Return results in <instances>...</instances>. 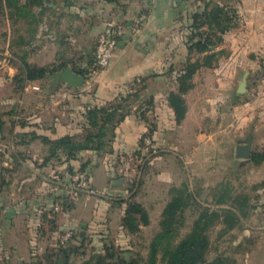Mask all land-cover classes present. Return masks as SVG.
<instances>
[{
	"label": "rangeland",
	"instance_id": "rangeland-1",
	"mask_svg": "<svg viewBox=\"0 0 264 264\" xmlns=\"http://www.w3.org/2000/svg\"><path fill=\"white\" fill-rule=\"evenodd\" d=\"M135 4L134 9L131 8ZM153 6L169 12L172 19L165 27L170 35L166 30L154 33L152 42L165 47L176 45L177 57H171L173 64L159 74L148 73L134 77L135 83L133 79L124 83L111 100L99 104L83 102L79 107H72L67 98L60 95L66 90L65 86L50 84L46 75L52 72L32 81L13 78L12 65L17 71L25 62L59 70L69 62L81 70L88 81L84 93H93L107 68L95 63L97 39L101 35L113 37L115 50L119 41L134 35L132 28L144 21ZM204 9L211 15L221 9L219 21L227 28L220 30L221 26L211 19L204 29L215 43L213 51L189 53L186 43L192 16L201 14ZM27 11L26 8L21 12L17 10L16 20L11 17L10 22L5 14L0 16V123L3 130L0 137V264H56L59 258L61 264H80L109 254L126 261L132 258L141 264H151L150 245L163 231L164 210L184 189L192 192L194 199H189L174 217L172 246L191 231L200 213L208 209L216 211L218 217L204 231L208 239L206 262L219 259L222 264H264V159L258 163L251 158L243 162L235 155L237 144L243 143L249 132L252 152L264 153V0H166L165 3L163 0H122L120 5L113 6L110 25L90 43L93 47L90 61L84 59L86 52L83 51L89 46L86 36L91 21L86 15L81 18L78 38L81 50L78 52H73L76 46L72 45L53 51L51 43L45 44L50 52H34L30 50L32 47L26 52L12 51V34L25 28L29 18ZM207 53L215 54L211 66L201 65ZM187 56L190 62L201 66L192 75L191 87L181 93L185 112L177 120L168 94L180 93L178 77ZM29 57L32 60L29 61ZM232 64H235L233 80L217 88L214 85L217 77ZM217 66L225 69L216 74ZM244 73L246 90L238 93ZM196 75L198 88L186 98L195 85ZM141 77H145L144 80ZM84 85L85 82L76 89ZM217 90L221 94H216ZM154 92L161 93L163 104L166 99L176 124L174 129L160 130L157 135L159 115L154 111ZM125 97L126 100L121 101ZM118 102L124 112L129 111L126 116L134 114L147 123V130L140 134L131 151L113 146L115 129L120 122L115 125L113 134L109 131L104 138L102 150H83L91 154L81 156L83 151H80L76 158L69 160L60 151L50 156L48 145L40 137L31 140L29 134L18 135L34 132L54 139L37 131H51L55 123H61L71 134L81 135L86 125L87 107ZM188 107H192L193 112L198 110L203 119L201 123L195 120L184 132L177 125L184 119ZM165 120L168 122L167 116ZM198 132L203 133V138L201 148L195 151ZM61 164L64 168L59 170ZM106 171L121 181L106 188ZM76 175L86 177L85 186L74 179ZM24 177L31 179L25 184L20 182ZM12 179L15 183L19 181L16 196H12ZM25 192H31L39 204L41 195H44L42 199L47 197V201L32 213L19 210L12 203V197L22 201L20 197ZM129 202L139 204L147 219L144 223L140 213L135 212L138 229L134 232L122 223ZM228 211L235 218L228 219ZM61 225L66 228L61 229ZM70 225L73 227L69 228ZM162 254L159 247L156 264L162 263Z\"/></svg>",
	"mask_w": 264,
	"mask_h": 264
},
{
	"label": "crops",
	"instance_id": "crops-1",
	"mask_svg": "<svg viewBox=\"0 0 264 264\" xmlns=\"http://www.w3.org/2000/svg\"><path fill=\"white\" fill-rule=\"evenodd\" d=\"M163 2L165 3L166 0H163ZM136 5L137 4L133 5L131 8L134 9ZM113 6L114 4L105 2L104 0H29V5L27 6L29 18L27 20H32L33 23L29 25V22L26 21L24 25L25 28L20 33L15 31L14 34H12V51L17 53L26 52L30 49V47H32L30 50L44 53L45 51L50 52L51 49L53 51H59L64 49V46L66 45H72L76 46L73 48V52H78L81 50L78 39L80 37L81 18L86 15L91 22L87 28L86 36V41L89 46L87 45L84 47L83 51L86 52V58H83L90 61L89 55L93 52V47L90 43H92V40L97 37L102 30H105L107 26L110 25ZM3 14H5L6 18L8 17L7 20L10 22L11 18L8 16V10L4 5L2 6L0 16H3ZM16 16L17 13L12 9V20H16ZM145 17L146 18L143 22L136 24V26L132 28L134 35L130 36L128 40L123 39L118 42L109 64L107 65L102 78L98 80L93 93L88 95L84 93L86 90L85 86L88 84V81H85L84 87H81L79 90L67 89V87H65L66 90L60 93V95L67 98L68 103L72 107H79L83 102L99 104L109 101L118 94L124 83L130 81L134 77L148 73L159 74L173 64L171 57L175 58L178 54L176 45L169 44L165 47L164 45H157L152 42V36L154 33H160V31H165L167 29L165 27H168L172 19L170 13L162 8L157 9L153 6L151 10H148V14ZM66 21L69 23L65 24ZM65 28L66 31H64ZM165 32H167L168 36L170 35L168 30ZM46 43H51L53 47H51V49L46 48ZM28 60H32L31 57H29ZM66 65L74 67L69 62ZM223 69L225 68L217 66L215 68L216 74ZM234 71L235 64L229 65L225 71H222V75L217 77L214 85L217 88H222L221 83H226L227 80H233ZM17 72V68L12 65V76L16 75ZM201 72L203 73L204 71L202 70ZM207 74H209V72ZM196 78L197 75L194 79L195 85L190 93L186 94V98L191 96L193 90H197L198 87L196 85ZM29 86L28 88H31ZM29 92H31V89ZM217 93L221 94L218 90L216 91V94ZM162 101L163 99L161 98V93L154 92V111H156L159 115V127L158 131H155V135L160 133V130L165 131L166 129L167 131V129L171 130L176 127L172 111L166 105V99H164V104ZM187 102H189V100H187ZM193 111L192 107H188L184 119L177 125L180 129H183L184 132H187L188 125H192L195 120L201 123L203 119V115H200L198 110L195 112ZM166 116L168 117V122L165 123L164 121H166ZM215 122H217V119ZM66 130L67 128H65L61 123H55L51 128V131L41 129V131L37 132L57 138L68 134L69 132ZM146 130V122L138 119L134 116V114L126 116L115 129V138L112 141L114 148H122L126 149V151L133 150L137 145V140L140 134ZM61 131L64 132L59 133ZM198 133L196 141L199 140V143L195 146V151L201 148V139L203 138V133ZM31 144H33V142H31L30 145ZM90 154L91 151H83L80 155L89 156ZM64 164H61L58 167L59 170L64 168ZM71 164H74V160L71 161ZM104 176L106 188L108 185L113 186L115 183L121 181L120 178H116L110 171L104 172ZM28 179H31V177H24V179L20 180V182H25L26 184V180ZM14 180L12 179V196H16L15 194H18L16 193V189L19 187V181L15 183ZM3 192L4 190L1 191V193ZM43 196L44 195H41L39 197L42 201V205L43 202L47 201V197L42 199ZM15 198L17 197H12V203L15 204V208L19 210L32 213L37 211L39 208H42L41 204H39L38 200L32 196L31 192H25L21 195L20 198H23L22 201ZM72 227V225L69 226V228ZM64 228L66 227L61 225V229Z\"/></svg>",
	"mask_w": 264,
	"mask_h": 264
},
{
	"label": "trees",
	"instance_id": "trees-1",
	"mask_svg": "<svg viewBox=\"0 0 264 264\" xmlns=\"http://www.w3.org/2000/svg\"><path fill=\"white\" fill-rule=\"evenodd\" d=\"M105 2L120 5L122 0H104ZM208 4V3H207ZM5 6L8 10V16L12 17V9L14 12L19 10L24 11L29 5V0H24L19 3V0H0V12L2 6ZM28 10V9H27ZM221 9H216L215 13L211 15V12L205 9L200 13H195L192 16L193 23L190 26V37L186 43V47L189 53L193 51L197 53H206L213 51L212 47L215 45L211 41L209 33L205 31L204 26L209 25L211 19L215 21L217 26H221L220 30H225L227 25H221L219 21L220 16L218 12ZM200 17V18H199ZM214 53H207L203 57L201 65L211 66L212 57ZM92 60V59H91ZM189 56L185 58L186 64L184 65L182 74L178 77L179 91L180 93L170 92L168 94V102L170 107L173 108L176 119L180 120L184 116L185 105L184 100L181 97V93L186 92L191 87V78L196 69L201 65L198 62H190ZM62 66V65H61ZM74 70L83 74L81 70ZM57 68L49 70L47 67L30 65L23 63L18 67V73L13 76L14 79L19 81H32L43 78L46 73L53 72ZM145 77H141L144 80ZM133 79L132 83H135ZM126 100L122 98L121 101ZM129 111H123L121 102L110 103L106 106L92 105L87 107L85 112L86 125L84 126V133L81 135L77 134H65L60 137L50 139L47 136H38L34 132H23L18 135L24 137L31 135V140L40 137L44 144L49 147L50 156H56L57 151L62 152L66 156V160L76 158L77 154L83 150H102L105 145V137L109 131H112L115 125L121 122ZM1 124V123H0ZM2 126V125H1ZM3 131V130H2ZM264 159V153L253 152L251 160L254 163H258ZM83 168V166H82ZM180 194L173 198L164 210V220L162 223L163 231L158 233L151 242L150 245V263L156 264V252L159 247L162 249V263L161 264H222L219 259L206 262L204 260V254L208 246L207 235L204 233L209 224H211L217 217L216 211H209L208 209L203 210L198 218L194 221L191 231L183 237L176 245L172 246L171 239L174 236V217L180 208L186 204L189 199H194L192 192L184 189L179 191ZM182 192H186L185 194ZM184 195V196H183ZM135 212L140 213V218L144 223L147 222L144 211L140 208L139 204L128 203L126 214L123 217V225L128 227L131 232L138 229L136 223ZM229 212V211H228ZM235 215L232 212L228 213V219H233ZM64 255L66 256V252ZM107 257H110L107 260ZM106 256L98 255L94 261L84 260L80 264H141L137 259H130L126 261L124 258H117L113 254ZM56 264L60 263L59 261ZM62 264H66L63 262Z\"/></svg>",
	"mask_w": 264,
	"mask_h": 264
},
{
	"label": "water",
	"instance_id": "water-1",
	"mask_svg": "<svg viewBox=\"0 0 264 264\" xmlns=\"http://www.w3.org/2000/svg\"><path fill=\"white\" fill-rule=\"evenodd\" d=\"M50 79V84L56 86L62 84L67 88H79L85 82V76L80 72L74 70L70 65L62 66L59 70L46 75ZM246 90V73H244L242 80L238 84L237 92L242 93ZM2 136V126L0 124V137ZM252 135L249 132L243 143L237 144L235 148V155L242 159L243 162L249 160L252 155Z\"/></svg>",
	"mask_w": 264,
	"mask_h": 264
},
{
	"label": "built area",
	"instance_id": "built-area-1",
	"mask_svg": "<svg viewBox=\"0 0 264 264\" xmlns=\"http://www.w3.org/2000/svg\"><path fill=\"white\" fill-rule=\"evenodd\" d=\"M116 40L113 37L107 35H101L97 39V43L95 45V63L100 68H105L112 57V53L114 50ZM77 181H79L83 186L87 183L86 177L84 175H76L74 177ZM76 199L77 197H73ZM68 233L63 237L66 239Z\"/></svg>",
	"mask_w": 264,
	"mask_h": 264
}]
</instances>
